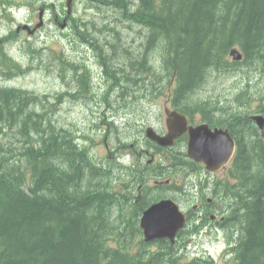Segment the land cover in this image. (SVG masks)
Here are the masks:
<instances>
[{"label":"trees","instance_id":"16d2710c","mask_svg":"<svg viewBox=\"0 0 264 264\" xmlns=\"http://www.w3.org/2000/svg\"><path fill=\"white\" fill-rule=\"evenodd\" d=\"M26 1L32 6L31 0ZM47 1L42 0V5ZM86 1L106 14L84 26L72 15L74 37L99 48L113 65L117 63L108 55L116 48L129 54L125 67L112 70L113 83L119 71L128 76L125 82L131 87L145 74L146 80L151 76L149 91L160 75L149 63L153 55L162 62L158 68L184 87L213 71L241 70L249 78L241 102L255 99L264 112V81L259 90L249 89L252 78L264 77V0ZM113 10L120 12L128 30L139 26L146 30L139 45L147 49L145 53L120 44V33L106 18ZM138 34L141 37L142 31ZM235 47L241 49L243 59L230 62L228 51ZM67 61L77 66L74 60ZM4 68L9 74L19 66L1 53L0 70ZM79 77L75 69L73 82ZM45 100L0 87V264H213L206 258L187 261L186 256H178L175 250L180 244L147 250L139 225L131 222L120 229L118 247L113 248L110 242L119 233L112 214L137 204L125 203L124 182L119 187L113 183L114 158H97L79 144L78 137L89 136L49 115L53 108H47ZM248 106L243 110L247 118ZM97 128L107 138L114 129ZM238 136L232 178L226 180L233 201L227 212L229 226L242 234L232 241L234 264H264V140L247 120ZM133 240L140 243L129 247L127 242Z\"/></svg>","mask_w":264,"mask_h":264},{"label":"rangeland","instance_id":"374dc122","mask_svg":"<svg viewBox=\"0 0 264 264\" xmlns=\"http://www.w3.org/2000/svg\"><path fill=\"white\" fill-rule=\"evenodd\" d=\"M40 0H36L34 3V8L25 6L22 9H19V6L13 5V10L9 9L8 16H3L4 6L0 5V37L6 35L8 31L15 30L19 24L29 23L31 25V30L36 28L35 34H29L27 31H20V35L15 38L11 43H5L3 48L14 56L17 60H20L23 64L24 69L26 70L22 74L16 75L12 80L8 82L9 85L21 87L34 91L37 94L47 96L46 103L49 101L52 102L51 106L53 112H50L49 115L53 116L54 119H60L63 124L68 126L78 127L81 131H86L88 134L96 136V140H99L100 136H97L95 132L91 129L92 118L84 110L80 100L72 97H64L61 101L56 100V96L59 95L62 91L67 89L69 86L66 85L68 79L63 80L59 76V71L62 68V63L60 59L56 56L57 52H60L64 57L73 58L79 56L77 48L86 47L82 45V42L78 41L72 31L70 26L66 29H62L59 24H55L52 21V9L55 7L58 10V13L63 14L62 4L66 3V0H48V5L43 6L39 3ZM47 1V0H46ZM20 3L22 1H19ZM54 4V5H53ZM65 5V4H64ZM30 8V9H27ZM47 7H51L47 8ZM66 6L64 7V9ZM73 10L76 13L77 19L83 20H97L99 19L98 13L94 9H90L88 2L86 0H73L72 3V12ZM41 11H44V25H40L38 28L36 25L39 23V14ZM65 16L63 15V18ZM62 25L65 24V19H61ZM42 26V27H41ZM138 28L135 29V31ZM34 31H32L33 33ZM139 32V31H137ZM123 34L126 38L122 40L127 42L128 48H137L138 42L140 41V36L136 32L123 31ZM136 35V36H135ZM135 37V41L132 42V39ZM30 42V43H29ZM29 48H37L35 51H29ZM81 52V49H80ZM86 56H90V50L83 52ZM121 57H125L126 53L119 52ZM90 65L89 62H86ZM93 75V84L96 86V90L102 88L103 83L101 82L98 70L91 68ZM3 80L1 79L0 83ZM243 82L242 73L238 72H220L214 73L210 77V80L207 84L203 85L199 90V96L204 97H214L216 100L228 101L234 99L235 92ZM69 90H72L69 88ZM55 98V99H54ZM45 103V104H46ZM149 101L145 102L147 108H150ZM227 104V103H225ZM228 105V104H227ZM232 107H236L237 104L235 101L231 104ZM230 106V105H229ZM142 109V108H139ZM127 112H123L122 115L126 113L130 115L129 109H125ZM144 110V109H143ZM132 118H135L132 115ZM103 147V143L99 145ZM98 156L105 154V150L100 149L97 152ZM183 166L177 165L169 172V175L178 179L179 182L182 180L181 174L177 172L182 171ZM183 185V183H180ZM173 191V190H172ZM134 207H128L129 210H138L140 205L137 204ZM118 211H122L119 209ZM128 215L122 213L121 218L125 219ZM134 223V218L127 217L123 222L119 223L118 220L114 218L113 224L120 228L128 227V223ZM228 237L230 240L238 239L241 237V232L237 227L228 226ZM135 236V235H134ZM133 244H130L128 241L127 244L130 246L140 243L139 241L135 243V240L132 241ZM114 244V241L112 242ZM190 254L193 253H207L211 254L218 261L224 262V253H225V240L223 231L219 235L207 234L200 235L192 245L188 248Z\"/></svg>","mask_w":264,"mask_h":264},{"label":"flooded vegetation","instance_id":"af4514ba","mask_svg":"<svg viewBox=\"0 0 264 264\" xmlns=\"http://www.w3.org/2000/svg\"><path fill=\"white\" fill-rule=\"evenodd\" d=\"M195 87H190V90H194ZM198 95L196 92L190 93V98L186 101H182L181 104L186 107V112H183L187 116L188 126L191 128L197 127L201 123H210L212 126H221L224 129L230 130L231 133H235L239 131L237 129H241L242 122L247 120L243 116L241 117V113L234 117V113L237 111L235 108L232 107V103L235 101L237 104V108H241V103L236 100H228V101H221V100H214L212 102L209 101H201L198 99ZM227 103V104H225ZM167 103H163V109L156 112L155 114L143 115L142 118L144 121L143 124L152 125L159 133L162 135L167 134V118L168 113H171V110H168ZM230 105V106H229ZM251 117V116H250ZM180 118V117H179ZM169 119V118H168ZM252 120V118H251ZM182 119L180 118V123ZM142 124V125H143ZM225 125V126H224ZM228 127V128H226ZM190 134L185 132L181 134L174 140V144L170 147L164 148L167 149H182L188 146ZM168 153V151L166 152ZM200 168L203 169V165L200 163H196L190 159V183L192 184L196 178H200ZM196 177V178H195ZM168 182H172V177H166ZM205 185L204 191L208 188ZM203 188L199 187L198 191H201ZM201 195L200 202L197 201V206H193L194 209L199 210V214L201 218H205L208 210V206L211 204V200L207 198V195H204L203 192H199ZM138 201V200H137ZM139 202V201H138ZM198 213V212H196Z\"/></svg>","mask_w":264,"mask_h":264},{"label":"water","instance_id":"95a60500","mask_svg":"<svg viewBox=\"0 0 264 264\" xmlns=\"http://www.w3.org/2000/svg\"><path fill=\"white\" fill-rule=\"evenodd\" d=\"M231 53L235 58L241 57L237 51H232ZM255 118L264 136V118L262 116H256ZM147 133L149 137L159 139L151 129H148ZM196 133L203 137V139L199 140L204 142V146H201L199 141L192 142L190 152L197 160H203L208 163L213 159L215 163H223L232 155L234 145L228 138L225 139V131L217 130L211 132L209 129L199 127ZM183 219V215L180 214L178 207L172 201H161L144 212L142 227L147 239L165 236L173 237L182 225Z\"/></svg>","mask_w":264,"mask_h":264},{"label":"bare ground","instance_id":"6f19581e","mask_svg":"<svg viewBox=\"0 0 264 264\" xmlns=\"http://www.w3.org/2000/svg\"><path fill=\"white\" fill-rule=\"evenodd\" d=\"M111 203H113V202H111ZM226 208L230 209V205H229V206H226ZM121 210H122V209H121ZM231 242H232V240H231Z\"/></svg>","mask_w":264,"mask_h":264}]
</instances>
